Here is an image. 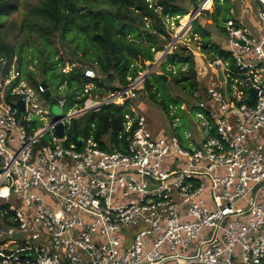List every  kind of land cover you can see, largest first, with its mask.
Masks as SVG:
<instances>
[{
    "label": "built area",
    "instance_id": "1",
    "mask_svg": "<svg viewBox=\"0 0 264 264\" xmlns=\"http://www.w3.org/2000/svg\"><path fill=\"white\" fill-rule=\"evenodd\" d=\"M256 15V35L225 22L233 65L208 61L217 82L197 97L203 137L190 149L151 138L130 113L121 150L66 144L73 117L128 100L143 77L53 121L46 100L64 106V95L15 81L16 58L0 69V203L11 213L0 216V264H264V10Z\"/></svg>",
    "mask_w": 264,
    "mask_h": 264
},
{
    "label": "trees",
    "instance_id": "2",
    "mask_svg": "<svg viewBox=\"0 0 264 264\" xmlns=\"http://www.w3.org/2000/svg\"><path fill=\"white\" fill-rule=\"evenodd\" d=\"M196 1L193 0L195 4ZM254 1L257 8L264 10L261 2ZM22 4H25L22 17L14 24L8 18ZM233 9L231 0H213V10L204 12L225 33V22L236 20ZM188 12L179 0H36L33 5L28 0H0V69L7 73L16 58L18 76L15 81L24 78L34 85L47 83L39 81L38 75L52 74L50 82L64 87L66 103L76 104L74 106L79 109L89 93L103 97L115 92L140 75L147 67L146 62L152 65L156 54L164 51L171 40L170 22L177 25ZM235 23L238 25L237 21ZM14 32L21 33L25 42L36 33L41 49L25 42H9L8 37ZM56 34L73 45L74 61L71 58L64 61L58 56L51 44V37ZM191 35L199 37L200 49L206 58H220L233 65L229 50L213 42L211 31L196 20L192 22ZM30 64H34L36 70ZM66 64L70 69L64 72ZM158 66L162 74L183 91L195 92L198 85L196 65L187 47L176 46L163 56ZM87 68L95 71L94 78L84 75ZM156 75L165 81L161 73ZM143 81L152 101L165 107L150 79L147 77ZM88 84L92 89L87 93L84 89ZM129 99L122 104L108 103L97 111H86L72 118L66 144L78 146L80 140L92 139L101 148L114 145L123 149L124 139L129 134L124 129L125 115H133ZM1 214H11L6 204L0 203Z\"/></svg>",
    "mask_w": 264,
    "mask_h": 264
},
{
    "label": "rangeland",
    "instance_id": "3",
    "mask_svg": "<svg viewBox=\"0 0 264 264\" xmlns=\"http://www.w3.org/2000/svg\"><path fill=\"white\" fill-rule=\"evenodd\" d=\"M29 4L33 5L36 0H28ZM180 3L188 9V14L183 16L178 20V24H174L170 22L169 30L171 32V40L165 46L169 49L168 52L174 50L177 46H185L187 47L193 55L196 65V80H197V88L195 92L189 94L183 91L177 83L169 80L170 78L167 76L166 82L158 79L156 74L163 73L156 64L157 61H161L164 56V51L158 52L155 56V61L152 65L149 62H146L147 67L143 72L140 73L135 79L149 78L154 86V91H157L158 96L164 100L165 107L155 103L149 96V93L144 89V81H142L134 93V96L128 95L130 100V110L136 116H143L146 120L147 131L150 133L151 138L158 137H172L177 136L181 139L184 147L190 149L189 142H193L197 139L198 135L203 137V120L197 116L198 113H202L201 110L197 107V97L202 95L206 97V87H210L213 82H217V77L215 73V68L208 65V61L210 59L206 58L205 54L201 52L200 49V39L198 36L192 37L191 35V26L194 20L198 21L202 24L207 30L211 31V40L213 42L218 43L221 47L227 48L226 34L222 33L213 23L211 18L206 14L205 10L211 12L213 10V0H197V4L193 2V0H179ZM209 1L208 5L207 2ZM234 4L233 14L235 17L234 22H238V26L248 29V31L259 34L261 32V23L257 20V5L254 0H231ZM204 4V9L201 12H196L195 9L201 8ZM22 4L18 11H15L12 15L9 16L8 20L12 23L19 22L22 17L23 6ZM194 11V12H192ZM184 17H188L183 24L181 21ZM179 38H178V37ZM9 42L20 44L24 41V36L20 33L14 32L8 37ZM33 46V48H40L41 46L38 44V36L36 33H33L29 36V42H25ZM52 47L57 50L58 56H62L64 61L69 60L70 58L74 61L75 57L73 55L74 47L67 41L63 40L58 34L51 37ZM160 53V55H159ZM160 56V57H159ZM69 62V61H68ZM156 64V65H155ZM36 70V66L34 64H30ZM152 66H154L152 68ZM58 69H55L54 72H57ZM68 70V69H67ZM217 70V68H216ZM52 74H48L45 77H41L38 75V80L43 81L46 80L49 85V88L54 97H60L65 94L64 87L58 86L57 84H52L50 82ZM138 79V81H140ZM114 85L117 83L114 82ZM137 84V85H138ZM86 89H92L91 84L85 86ZM90 88V89H89ZM85 92V90H84ZM117 92V91H115ZM115 92H112L113 95H117ZM90 94V93H89ZM109 95V94H106ZM105 95V96H106ZM93 95L90 94L86 97ZM97 96V95H95ZM118 96V95H117ZM116 96V99H117ZM45 97V96H44ZM85 99V100H86ZM84 100V101H85ZM124 101V100H123ZM121 100H115V104H122ZM76 104L72 106L66 103L64 106H59L58 104H52L48 99L46 100L45 108L49 111L47 116H55V115H65L69 111L74 112ZM83 114V113H82ZM81 114L76 115L73 118H78ZM41 125V123H38ZM11 205L18 206L15 201H9ZM5 219L8 216L3 215ZM131 229V228H129Z\"/></svg>",
    "mask_w": 264,
    "mask_h": 264
},
{
    "label": "water",
    "instance_id": "4",
    "mask_svg": "<svg viewBox=\"0 0 264 264\" xmlns=\"http://www.w3.org/2000/svg\"><path fill=\"white\" fill-rule=\"evenodd\" d=\"M195 10H196V9H195ZM193 12H194V11H193ZM159 62H160V60L157 61L156 64H159ZM218 74H219L220 79L222 80V79H223V78H222V73L219 71ZM161 76L163 77L164 80H166V78H167L166 75H164V74L161 73ZM41 83H42L44 86L47 87V84H46V83H44V82H41ZM250 92L253 93V94H255V93H256V90H254V89H250ZM45 96H46V97H50V96H51V92H50V90H49L48 88L45 90ZM51 103H52V104H57V100L53 98V99H51ZM17 105H18V107H19L21 110L23 109V102H22V101H18ZM60 117H61V115H55V116H53V121L58 120ZM54 129H55V135H56L57 137H59V138H62L63 135H64V127H63V124H62V123H57V124L55 125ZM81 144H82V142H81V140H80V141H79V145H81Z\"/></svg>",
    "mask_w": 264,
    "mask_h": 264
},
{
    "label": "bare ground",
    "instance_id": "5",
    "mask_svg": "<svg viewBox=\"0 0 264 264\" xmlns=\"http://www.w3.org/2000/svg\"><path fill=\"white\" fill-rule=\"evenodd\" d=\"M209 1L207 2V5H208ZM203 7H204V4H203ZM193 12V11H192ZM188 17H185L183 18V20L181 21V24H183V22L187 19ZM178 37V36H177ZM179 38V37H178ZM114 97V96H113Z\"/></svg>",
    "mask_w": 264,
    "mask_h": 264
},
{
    "label": "crops",
    "instance_id": "6",
    "mask_svg": "<svg viewBox=\"0 0 264 264\" xmlns=\"http://www.w3.org/2000/svg\"><path fill=\"white\" fill-rule=\"evenodd\" d=\"M201 8H204L203 6Z\"/></svg>",
    "mask_w": 264,
    "mask_h": 264
}]
</instances>
